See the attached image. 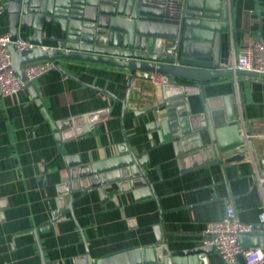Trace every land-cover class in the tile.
<instances>
[{"label":"crops","instance_id":"0c3cea01","mask_svg":"<svg viewBox=\"0 0 264 264\" xmlns=\"http://www.w3.org/2000/svg\"><path fill=\"white\" fill-rule=\"evenodd\" d=\"M225 4L230 6L231 28L223 31V66L257 41L254 32L261 31L264 39V0H225ZM6 33L8 16L0 15V35ZM31 33L22 31L19 37L28 41ZM44 37V46L54 48L63 35L49 26ZM55 62L57 68L33 82L51 118L97 114L90 133L62 144L64 156L96 163L118 156L119 146L125 144L139 156L146 154L144 168L157 200H138L132 191L123 192L116 185L106 187L110 196L106 200L96 188L78 191L73 208L80 226L70 212L45 224L56 212L57 186L67 167L58 154L55 131L27 86L16 94L0 95V264H42L36 228L47 264H85L87 250L98 257L150 245L157 241V230L170 248L202 245L206 224L222 219L228 204L234 205L242 221L264 225L259 219L264 193L246 156L242 162L182 166L172 142L162 143L157 131L151 130L150 124L165 112L161 86L132 77L126 68ZM227 96L236 120H243L254 134L255 148L263 149L264 78L218 77L191 93L190 101L193 111L200 112L205 98ZM217 110H224L223 105ZM207 258L208 264H226L216 250ZM237 260L241 263L243 257Z\"/></svg>","mask_w":264,"mask_h":264},{"label":"water","instance_id":"95a60500","mask_svg":"<svg viewBox=\"0 0 264 264\" xmlns=\"http://www.w3.org/2000/svg\"><path fill=\"white\" fill-rule=\"evenodd\" d=\"M0 15L8 16L11 40L17 39L22 31H33L28 35L32 48L18 50L14 44L8 45L11 68L22 79H26L24 70L29 65L45 59L85 61L126 68L132 73L169 75L175 81L161 86L165 112L149 127L157 131L162 143L172 142L181 165L245 159L242 127L236 120L231 97L205 98L204 110L200 112L193 111L190 101L191 93L203 90L207 81L218 77L264 78V73L257 71L223 67V31L231 28L230 6L225 0H0ZM49 26L57 27L63 35L59 47L44 46V32ZM254 33L256 40L264 43L261 31ZM58 68L78 79L61 66ZM27 87L54 129L58 154L67 166L57 186L56 212L45 224L70 212L80 226L73 208L77 201L74 193L78 191L96 188L106 200L110 197L106 187L116 185L123 192L132 191L138 200L147 197L157 200L154 184L144 168L146 154L139 156L125 144L119 146L118 156L96 163L83 164L78 157L64 156L62 144L90 133L97 114L53 120L33 82ZM220 105L224 110L219 112ZM37 231L36 228L34 234L42 264H47ZM240 243L243 248L259 246L264 252V225L241 235ZM214 250L205 243L170 248L157 230V241L153 244L98 257L87 250L83 259L85 264H208L207 257Z\"/></svg>","mask_w":264,"mask_h":264},{"label":"built area","instance_id":"2783aa9c","mask_svg":"<svg viewBox=\"0 0 264 264\" xmlns=\"http://www.w3.org/2000/svg\"><path fill=\"white\" fill-rule=\"evenodd\" d=\"M61 44V40H58ZM14 44L18 50L32 48L34 45L27 40L18 37L11 40L8 33L0 35V95L9 96L18 93L26 87L29 82H34L47 71L57 68L54 60H39L29 65L25 70L26 79H22L11 68L10 53L8 45ZM172 52V50H169ZM227 69H242L264 73V43L254 41L244 46L235 56L232 64L223 66ZM135 75L149 80L156 86L169 84L175 79L169 75L148 72L135 71ZM242 127V135L246 148V160L254 166V178L257 187L264 193V148L256 149L254 145V134L243 120L238 121ZM260 222L264 223V205L259 214ZM253 223L244 222L238 216L233 204H228L222 219L211 221L206 224L204 230V243L211 245L221 255L226 264H261L264 261V252L259 246L243 248L240 243V236L250 234L254 231ZM241 255L243 261L240 263L237 257Z\"/></svg>","mask_w":264,"mask_h":264}]
</instances>
